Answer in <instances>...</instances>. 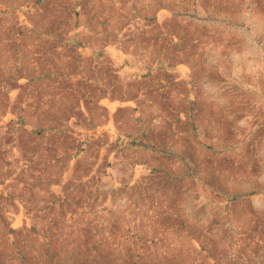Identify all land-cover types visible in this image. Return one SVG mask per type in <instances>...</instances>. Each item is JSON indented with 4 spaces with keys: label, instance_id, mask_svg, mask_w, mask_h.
Here are the masks:
<instances>
[{
    "label": "rangeland",
    "instance_id": "374dc122",
    "mask_svg": "<svg viewBox=\"0 0 264 264\" xmlns=\"http://www.w3.org/2000/svg\"><path fill=\"white\" fill-rule=\"evenodd\" d=\"M0 264H264V0H0Z\"/></svg>",
    "mask_w": 264,
    "mask_h": 264
}]
</instances>
